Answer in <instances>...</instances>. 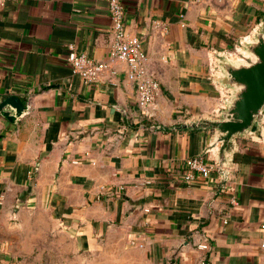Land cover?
Masks as SVG:
<instances>
[{"label": "crops", "instance_id": "0c3cea01", "mask_svg": "<svg viewBox=\"0 0 264 264\" xmlns=\"http://www.w3.org/2000/svg\"><path fill=\"white\" fill-rule=\"evenodd\" d=\"M109 2L0 6V96L31 102L0 113V264H264V125L224 155L215 130L186 128L228 108L218 55L240 54L264 0H122L160 81L152 118L125 64L88 84L67 61L109 60ZM199 155L213 172L188 183Z\"/></svg>", "mask_w": 264, "mask_h": 264}, {"label": "water", "instance_id": "95a60500", "mask_svg": "<svg viewBox=\"0 0 264 264\" xmlns=\"http://www.w3.org/2000/svg\"><path fill=\"white\" fill-rule=\"evenodd\" d=\"M239 46L240 54L236 57L218 55L221 82L234 88L228 108L220 119H204L186 126L215 130L220 155L232 147L235 136L264 125V29L256 30ZM26 112V105L19 96H0V113L9 120H17ZM219 160L220 165L225 163L222 157Z\"/></svg>", "mask_w": 264, "mask_h": 264}, {"label": "built area", "instance_id": "2783aa9c", "mask_svg": "<svg viewBox=\"0 0 264 264\" xmlns=\"http://www.w3.org/2000/svg\"><path fill=\"white\" fill-rule=\"evenodd\" d=\"M8 1L19 0H0V6H4ZM109 11L112 18L109 60L92 58L71 46L67 61L71 64L73 72L88 84L99 80L106 71L115 73L117 70L112 67L113 62L125 64L128 79L136 85L138 107L144 115L152 118L154 116L152 109L160 90V81L148 66V54L143 48L141 39L132 35L127 29L126 8L122 0H110ZM30 107L31 102H28L27 110ZM213 169L214 166L206 160L205 156L190 158L186 163L185 180L188 183L197 179L207 180L211 177ZM199 247L208 249L209 244L200 243Z\"/></svg>", "mask_w": 264, "mask_h": 264}, {"label": "rangeland", "instance_id": "374dc122", "mask_svg": "<svg viewBox=\"0 0 264 264\" xmlns=\"http://www.w3.org/2000/svg\"><path fill=\"white\" fill-rule=\"evenodd\" d=\"M261 29H264V25H261L258 30H261ZM55 257H56L55 260L42 261L40 264H74V261H70V260H67V259H62V255L61 256L57 255ZM30 263L33 264L34 262L31 261Z\"/></svg>", "mask_w": 264, "mask_h": 264}]
</instances>
